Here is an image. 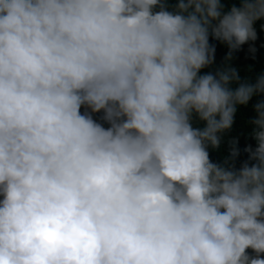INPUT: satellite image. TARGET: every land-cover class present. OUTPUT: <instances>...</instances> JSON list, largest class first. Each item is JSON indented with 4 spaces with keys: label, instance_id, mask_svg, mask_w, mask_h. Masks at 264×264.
Returning <instances> with one entry per match:
<instances>
[{
    "label": "clouds",
    "instance_id": "clouds-1",
    "mask_svg": "<svg viewBox=\"0 0 264 264\" xmlns=\"http://www.w3.org/2000/svg\"><path fill=\"white\" fill-rule=\"evenodd\" d=\"M262 19L264 0H0V264H264V71L232 66ZM210 34L229 51L201 74Z\"/></svg>",
    "mask_w": 264,
    "mask_h": 264
},
{
    "label": "trees",
    "instance_id": "trees-1",
    "mask_svg": "<svg viewBox=\"0 0 264 264\" xmlns=\"http://www.w3.org/2000/svg\"><path fill=\"white\" fill-rule=\"evenodd\" d=\"M171 3H175L176 0H170ZM223 4L226 5V7H230L232 4L239 5L240 0H221ZM264 24V19L257 21L254 25V27L257 30V40L256 41H249L241 46V48L233 53L234 59L232 61V66L237 67L240 69V76H241V82L244 81L246 77H255L258 73L264 71V30L261 29V25ZM209 43L210 45L215 46V59L211 66H208L201 70V74L204 72H215L216 69L221 66L224 63L225 57L229 51L228 47L225 44H222L220 41H217L214 39L211 34L209 36ZM251 47L255 48V52L252 53L249 51ZM251 65L252 71H248V66ZM264 98V95L259 96ZM258 102V97H253L249 101L248 106H240L239 112H237L240 115L239 124L232 127V129L229 130V132L226 134L225 139L222 141V146L220 150H213V152L220 156L222 153L227 154V152L230 150L227 145L229 144V141L235 140L237 141L239 139V135L244 133V131L247 129V121L245 122L247 116H253V106ZM85 109L82 107L81 112L83 113ZM243 113V114H242ZM93 118L99 122L102 123L105 127H108L109 125L102 120L103 113H94L92 114ZM247 115V116H246ZM210 160L214 163H218L216 160L211 159ZM223 161V160H222Z\"/></svg>",
    "mask_w": 264,
    "mask_h": 264
}]
</instances>
